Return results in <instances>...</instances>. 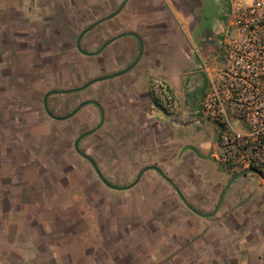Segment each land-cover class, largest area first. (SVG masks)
Listing matches in <instances>:
<instances>
[{"label":"rangeland","instance_id":"rangeland-1","mask_svg":"<svg viewBox=\"0 0 264 264\" xmlns=\"http://www.w3.org/2000/svg\"><path fill=\"white\" fill-rule=\"evenodd\" d=\"M8 1L0 0V8L8 9ZM18 1L28 10L0 11V264H264V208L253 202L264 193H255L262 186L254 174L231 181L217 211L208 217L190 211L174 187L153 169L143 171L127 189L103 183L73 146L78 135L99 123V113L86 104L69 118L55 119L46 113L42 98L49 90L78 87L104 75L105 56L112 57V52L87 55L78 50L76 40L107 12L88 10L93 0H74L87 9L82 11L69 10L71 0ZM194 1L193 15L186 16L176 6L178 0H161L165 11L155 12L154 19L171 21L182 34L189 56L179 62L181 104L187 105L183 108L188 114H179L174 121L186 128V138L204 144L216 141L217 126L195 115L205 83L196 50L202 57L216 53L212 42L225 29L228 0ZM137 3L149 10L160 8L159 0ZM148 8L141 9V16L151 19ZM100 29L82 37L85 51H95L112 37L98 40ZM156 71L151 78L162 75ZM118 87L95 82L82 90L50 94L47 105L56 116L68 114L90 98H99L92 100H100L105 108L112 105L113 92H121ZM122 102L113 101L119 106ZM139 120L127 131L117 117L119 125L115 124L111 137L112 129L104 124L79 141L80 150L95 160L113 185L127 186L144 166L154 165L150 158L154 153L147 155L153 149L140 147L145 139L127 140L144 130V119ZM167 120L171 126L154 129L157 144L161 139L168 144L174 133L175 122ZM189 155L179 157L188 171L163 173L189 204L210 213L236 173H225L214 159ZM163 158L170 155L165 153ZM215 171L222 178L215 177ZM16 226L23 229L18 235L13 231ZM17 240L21 247L11 246Z\"/></svg>","mask_w":264,"mask_h":264},{"label":"crops","instance_id":"crops-1","mask_svg":"<svg viewBox=\"0 0 264 264\" xmlns=\"http://www.w3.org/2000/svg\"><path fill=\"white\" fill-rule=\"evenodd\" d=\"M121 1L122 0H93L94 2L93 6L91 7L89 6L88 10L90 11L93 10V12L97 14L98 11H102L104 9L107 12V14H109L119 6ZM137 1L138 0H128L125 6L116 15L106 20L105 23H101L95 26L94 29L97 27L101 28L95 36V38H97L98 40H101V38L107 36L113 37L114 35L119 34L121 32H129V31L134 32L143 41V46H144L143 55L141 56V58L134 67L124 72L123 74H120L118 76H113L111 78H107L104 80L96 81V84L97 82L102 83L104 81H107L116 84V86L119 85L118 88L121 89V92H119V90L118 91L116 90L111 95L113 99L111 101L112 105L105 106L104 108L100 100L98 101L95 100L99 103L101 107L100 110L97 105L93 103H89V104H91V106H93V108L99 113L100 119L102 112L103 122L100 126L102 127L104 124L105 125L108 124V126H110L109 128L112 129V133L108 135L109 137L114 135L115 124L119 125L118 123H116L117 117H119L122 120L121 122L122 127L127 131L131 130L132 126L134 125V122L137 121L138 123H140L141 120L139 119L142 120L144 119L141 122L144 124L143 127L144 130L141 129L138 135L128 136L127 140H130L132 138L133 139L138 138L137 140L144 141L145 139V141L141 143L140 147L153 149V152L147 155L151 156L152 153H154V156L150 157L151 162L154 164V166H157L162 172L163 171L185 172L188 171L187 166H185V164L179 161V157H181L182 153H185L186 155L190 154L191 156H193L194 154L202 155L207 160L209 159L213 160L211 156V151L215 145V140H211V142L208 141L204 144L193 143L191 140L186 138V132H185L186 128L179 126L175 122L177 119L175 121L173 120L172 122V123L175 122L176 124L174 123L172 127L174 129V133H172V135L170 134L169 139H167L168 144L162 143L164 142L163 139H161L160 144H157L156 140L153 139L155 138L154 133L156 129L160 128L164 124L171 126V123H169V121L167 120L166 117L167 115L164 113V111L153 102L152 99L153 94L151 93L152 78L150 77L151 74L153 76V73L151 72L158 70L162 75L165 76L164 79L168 81V83L172 88V92L175 98L178 99V105H179L178 112L181 117H185L187 116L188 111L183 108V105L185 107H187V105L184 103L181 104L183 102L184 95L182 93L180 86L181 77L179 72L180 71L179 62L182 58H184L183 57L184 55L189 56V53L187 52L186 47L184 45L181 32L178 29H176L175 26L172 25V22L166 21V24L163 25L160 19H157L156 21L154 19V14H156L155 12H158V10H156V8L153 10H149V8L146 7V5H143L144 7H142V5L140 4L138 5ZM8 4H10L9 5L10 7L8 9L0 8V11H10V10L22 11L24 9L28 10L29 8L28 5L19 3L18 0H9ZM64 4L69 5V3H64ZM69 6H70L69 10H72L71 7H74L75 10L77 11L78 10L82 11L83 9L82 4L79 3L76 5V1L74 0L73 1L71 0ZM75 6L78 8H76ZM142 8H148L147 11H149L150 12L149 14H151L153 17L149 19L147 15L141 16ZM83 10H87V9H85L84 7ZM137 48H138V39L134 35H122L114 39L112 42H110L106 46V48L99 53L100 54L99 56L103 55L105 51L112 52L113 55L112 57L105 56L106 68L104 70V75L114 74L117 71L125 68L135 58L137 53ZM97 74L99 73L97 72ZM162 75H159L160 79H163ZM92 99H99V98H90L84 100H92ZM120 99L121 101H123L121 106L113 103V101L115 102L116 100H120ZM116 108H118V112H116ZM59 120H63V119H59ZM152 140H154V142H152ZM78 147H79V142H78ZM165 153H167V155H170L169 159L163 158V155H165ZM93 161L95 162V160ZM213 161L216 162L215 160ZM146 166H153V165H146ZM218 166L223 168L225 170V173L227 172L230 175L233 174L232 172L225 169L221 165L218 164ZM153 170L156 171L155 169ZM10 176L12 178V175ZM215 177L222 178V175H220L218 172L215 171ZM236 178H239V176ZM255 193L257 194V196L262 195V193H264V188L263 187H261V189L257 188L255 190ZM257 196L254 195V198ZM253 202L256 205V207L264 208V197H262L261 199L255 198ZM15 203L17 204L18 200L15 199ZM14 224L18 225V221L15 222ZM13 231L16 235H18L19 232L23 231V229H19L16 226V228ZM29 231H30L29 234L33 232V230H29ZM41 232L45 233L44 230H41ZM18 241L20 240H17L15 242L12 241L10 243L11 246L13 247L15 246L17 248L21 247ZM29 244L32 245L33 248L35 247L37 249L38 247L37 244L35 245L32 242H29Z\"/></svg>","mask_w":264,"mask_h":264},{"label":"built area","instance_id":"built-area-1","mask_svg":"<svg viewBox=\"0 0 264 264\" xmlns=\"http://www.w3.org/2000/svg\"><path fill=\"white\" fill-rule=\"evenodd\" d=\"M215 52L202 57L205 83L195 115L217 126L212 158L232 173L254 174L264 188V0H228ZM151 93L171 120L178 102L171 87L152 78ZM198 116V117H199Z\"/></svg>","mask_w":264,"mask_h":264},{"label":"water","instance_id":"water-1","mask_svg":"<svg viewBox=\"0 0 264 264\" xmlns=\"http://www.w3.org/2000/svg\"><path fill=\"white\" fill-rule=\"evenodd\" d=\"M127 1H128V0H123V1L120 3L119 7H118L114 12H112V13H111L110 15H108V16H105L104 18H101V19H99V20H97V21H95V22H93V23L87 25V26H86V27H85V28L79 33V35H78V37H77V40H76L77 48H78L79 51H81V52H83V53H85V54H87V55H91V54H93V52L85 51V50L81 47V45H80L81 37L84 35V33H86L88 30H90V29H91L92 27H94L96 24L100 23L102 20H104V19H108V18H111V17H113L114 15H116V14H117V13H118V12L124 7V5L126 4ZM126 34H130V35H135V36H137L134 32H131V31H129V32H121V33H119V34L114 35V36L111 37L110 39H108V40L103 44V46H104V45H107L108 43H110L111 41H113L114 39H116L117 37L122 36V35H126ZM103 46H102V47H103ZM135 62H136V61H135ZM135 62H134V63H135ZM134 63H132L128 68H125V69H122V70H120V71H117V72L114 73V74H110V75H102V76H98V77L92 78V79L88 80L86 83H84L83 85L78 86V87H73V88H69V89H65V90H49V91H47V92L43 95V98H42V101H43V107H44L46 113H47L49 116H51L52 118H55V119H66V118L72 116V115H73L76 111H78L82 106H84V105H86V104H89V103H93V104L97 105V106L99 107V109L101 110V107H100V105H99V103H98L97 101H95V100H84V101H82L81 103H79V104H78V105H77V106H76L71 112H69L68 114H66V115H62V116H56V115H53V114L49 111V108H48V105H47V98H48V96H49L50 94H53V93H56V92L69 93V92H72V91L82 90L83 88L87 87L88 85H90V84H92V83H94V82H96V81L104 80V79H107V78H111V77H113V76H118V75H120V74H123V73L126 72L128 69H130V68L134 65ZM102 122H103V114H102V112H101V120H100L99 124H98L96 127L92 128V129H90V130H88V131H85V132L81 133L78 137H76V139H75V141H74V143H73V146H74V149H75V150H76L81 156H83L84 158H86V159H87V160L93 165V167H94V169H95L97 175L100 177V179L103 181V183H105V184L108 185L109 187H112V188H115V189H125V188H128V187H131L133 184H135V183L137 182V180L139 179V177H140V175L143 173V171H145V170H147V169H155L157 172H159V174H160L161 176H163V177H164V178H165V179H166V180H167V181H168V182L174 187L175 191L179 194V196H180L181 199L183 200L185 206H186L189 210H191L193 213H195V214H197V215H199V216H202V217H208V216H211L212 214H214V213L217 211V209H218V207H219V205H220V203H221V201H222V198H223L224 192H225V190L228 188V186L230 185L231 181H233L236 177L245 174V171H241V172L237 173L236 175H234V176L228 181V183H227V184L225 185V187L222 189V191H221V193H220V195H219V197H218V200H217V203H216V205H215L214 210H213L212 212H210V213H202V212L198 211L195 207H193L191 204H189V203L187 202V200L184 198L183 194L180 192L179 188L175 185V183H174V182H173V181H172V180H171V179H170L165 173H163V172H162L157 166H154V165H153V166H145V167H143V168L139 171V173H138V175H137L135 181H133L131 184H129V185H127V186H116V185H113V184L109 183V182H108V181L102 176L101 172L98 170V168H97L95 162L91 159V157H90L89 155H87L86 153L82 152V151L79 149V147H78V142H79V140H80L83 136H85V135H87V134L93 132L94 130H96V129L102 124Z\"/></svg>","mask_w":264,"mask_h":264},{"label":"flooded vegetation","instance_id":"flooded-vegetation-1","mask_svg":"<svg viewBox=\"0 0 264 264\" xmlns=\"http://www.w3.org/2000/svg\"><path fill=\"white\" fill-rule=\"evenodd\" d=\"M123 1V0H122ZM121 1V2H122ZM178 2H179V4H176V6L177 7H179V10H181L186 16H189V15H193V9L195 8V7H197V3H195V1L194 0H178ZM127 3V2H126ZM159 7L160 8H158V11H160L161 13L162 12H164L165 11V8L164 7H161V4H162V2H161V0H159ZM120 5V4H119ZM125 6V5H124ZM119 7V6H118ZM117 7V8H118ZM116 8V9H117ZM115 9V10H116ZM114 10V11H115ZM113 11V12H114ZM112 13V12H111ZM111 13H109V14H107V15H105V16H108V15H110ZM105 16H102V17H100V18H97L95 21H97V20H99V19H101V18H104ZM109 19V18H108ZM108 19H104V20H102L100 23H98V24H96L95 26H97V25H99V24H101V23H103V22H105L106 20H108ZM94 21V22H95ZM162 23H163V25L164 24H166V22H165V20H160ZM93 23V22H92ZM94 26V27H95ZM94 27H92L90 30H92ZM164 27V26H163ZM90 30H88L87 32H89ZM86 32V33H87ZM86 33H84V35L86 34ZM83 35V36H84ZM126 35H130V34H126ZM137 35V34H136ZM82 36V37H83ZM135 36V35H134ZM82 37H81V39H82ZM135 37H137V39H138V48H137V53H136V56H135V58L125 67V68H128L132 63H134L135 61V63H134V65L132 66V67H134L136 64H137V62L139 61V59L141 58V56L143 55V49H144V46H143V41L138 37V36H135ZM110 39V38H109ZM80 42H81V40H80ZM106 42V41H105ZM104 42V43H105ZM112 42V41H111ZM103 43V44H104ZM103 44H101L95 51H91V52H93V54L95 55V54H99L107 45H104L103 46ZM103 46V47H102ZM131 67V68H132ZM125 68H123V69H125ZM130 68V69H131ZM122 70V69H121ZM129 70V69H128ZM127 70V71H128ZM120 71V70H119ZM101 120V119H100Z\"/></svg>","mask_w":264,"mask_h":264}]
</instances>
